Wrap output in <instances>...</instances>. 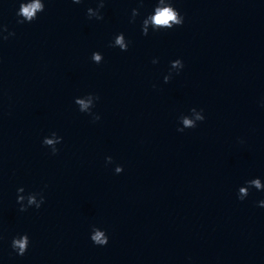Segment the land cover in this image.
Returning a JSON list of instances; mask_svg holds the SVG:
<instances>
[{
  "label": "water",
  "instance_id": "1",
  "mask_svg": "<svg viewBox=\"0 0 264 264\" xmlns=\"http://www.w3.org/2000/svg\"><path fill=\"white\" fill-rule=\"evenodd\" d=\"M21 2L0 0V264H264V0H171L184 23L148 35L157 0L22 24Z\"/></svg>",
  "mask_w": 264,
  "mask_h": 264
},
{
  "label": "clouds",
  "instance_id": "2",
  "mask_svg": "<svg viewBox=\"0 0 264 264\" xmlns=\"http://www.w3.org/2000/svg\"><path fill=\"white\" fill-rule=\"evenodd\" d=\"M74 3H80L81 0H73ZM141 6L143 3V0H140ZM104 7V0H100L98 4V9H101ZM44 11V4L41 3V0H32L31 3H20L19 11L17 12L18 17H23V20H18V23H25V22H32L37 18V13ZM139 9L134 8L132 9V21L134 22L135 17L139 15ZM87 15L88 18L91 19L95 17L96 19H103V17L100 15V12H94L92 8L87 9ZM184 23V17L179 13V11L173 7L171 0H157V4L154 8V11L146 16V18L142 21V34L148 35V26L151 25L153 31H158L160 29H171L174 26H180ZM5 30H7L6 26L4 27ZM10 35H14V33H10ZM7 39V37H5ZM115 45H118L120 49L127 50L128 48V42L125 43V37L123 34L118 35L115 39ZM96 61H100L101 57L99 55H94L93 57ZM183 67V64L180 60H175L172 62V67ZM96 99L98 100L99 97L96 96ZM79 104L81 105V111L86 109L88 107V104H86L84 101H79ZM199 118V117H198ZM100 117L98 115H95L93 117V120H99ZM183 123L185 126L192 127V121L189 119H184ZM178 131H183V129H178ZM54 143L51 139H46L43 141V144L52 145ZM255 185L257 189L260 188V182L259 180H253L251 182ZM241 193H245V190L243 188L240 189ZM249 195V194H248ZM23 199V198H21ZM238 199L244 200V196L240 195L238 196ZM33 203V200L29 199V204ZM40 206L37 205V209ZM26 208H20V211H26ZM91 240L96 245L104 246L108 243V237L104 235L103 232L96 231L95 235L91 236ZM29 245V237L26 234L25 238L18 239L17 237H14L12 239L11 247L14 251L17 252L18 255L23 256L25 252L27 251Z\"/></svg>",
  "mask_w": 264,
  "mask_h": 264
}]
</instances>
